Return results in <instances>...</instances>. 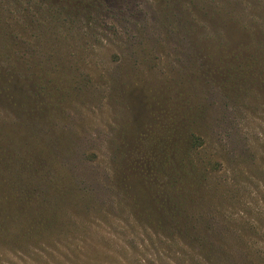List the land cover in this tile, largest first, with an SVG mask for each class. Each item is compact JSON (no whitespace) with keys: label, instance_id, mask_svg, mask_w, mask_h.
Masks as SVG:
<instances>
[{"label":"rangeland","instance_id":"obj_1","mask_svg":"<svg viewBox=\"0 0 264 264\" xmlns=\"http://www.w3.org/2000/svg\"><path fill=\"white\" fill-rule=\"evenodd\" d=\"M0 264H264V0H0Z\"/></svg>","mask_w":264,"mask_h":264}]
</instances>
